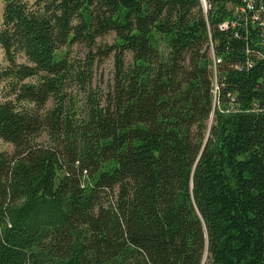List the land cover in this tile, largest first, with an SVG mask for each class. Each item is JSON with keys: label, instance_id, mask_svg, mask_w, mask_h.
Here are the masks:
<instances>
[{"label": "trees", "instance_id": "1", "mask_svg": "<svg viewBox=\"0 0 264 264\" xmlns=\"http://www.w3.org/2000/svg\"><path fill=\"white\" fill-rule=\"evenodd\" d=\"M201 1L2 0L0 264H264V0Z\"/></svg>", "mask_w": 264, "mask_h": 264}, {"label": "rangeland", "instance_id": "2", "mask_svg": "<svg viewBox=\"0 0 264 264\" xmlns=\"http://www.w3.org/2000/svg\"><path fill=\"white\" fill-rule=\"evenodd\" d=\"M32 1V0H28ZM3 3L0 0V23L2 14ZM113 36H105L97 40L96 45L92 49H86L84 47L77 46L73 49L72 54L77 61L82 62L85 66L90 64V69L92 72V82L91 87L97 94H100L105 98V95L111 90L113 86L114 78V54L108 53V46L112 45ZM3 62V53L0 49V63ZM82 93L77 95L80 99ZM50 106V103L47 107ZM211 120L208 124H211ZM46 135L43 134L39 138V142H45ZM0 151L11 152L12 146L4 143L0 140Z\"/></svg>", "mask_w": 264, "mask_h": 264}, {"label": "built area", "instance_id": "3", "mask_svg": "<svg viewBox=\"0 0 264 264\" xmlns=\"http://www.w3.org/2000/svg\"><path fill=\"white\" fill-rule=\"evenodd\" d=\"M243 4H244L243 6L239 7L238 12L242 13L246 9L247 10H253V2H252V0H243ZM253 19L255 21H257L259 19V17L258 16H254ZM259 23H260V26H262L263 27V30H264V19L263 20L262 19L261 20L259 19ZM233 25L234 24H232V27H233ZM221 27L227 29L228 23L226 22V24L222 25Z\"/></svg>", "mask_w": 264, "mask_h": 264}, {"label": "bare ground", "instance_id": "4", "mask_svg": "<svg viewBox=\"0 0 264 264\" xmlns=\"http://www.w3.org/2000/svg\"><path fill=\"white\" fill-rule=\"evenodd\" d=\"M201 2H203L204 3V0H202ZM207 8V7H206Z\"/></svg>", "mask_w": 264, "mask_h": 264}]
</instances>
